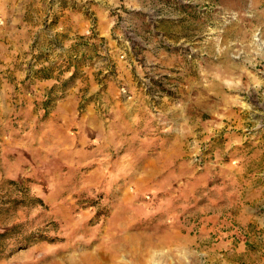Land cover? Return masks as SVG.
I'll return each instance as SVG.
<instances>
[{
    "label": "rangeland",
    "instance_id": "374dc122",
    "mask_svg": "<svg viewBox=\"0 0 264 264\" xmlns=\"http://www.w3.org/2000/svg\"><path fill=\"white\" fill-rule=\"evenodd\" d=\"M0 264H264V0H0Z\"/></svg>",
    "mask_w": 264,
    "mask_h": 264
}]
</instances>
